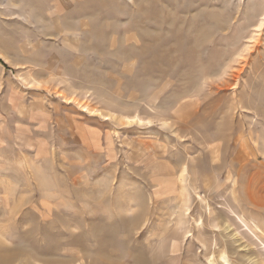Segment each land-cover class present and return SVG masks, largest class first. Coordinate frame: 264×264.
<instances>
[{
	"label": "rangeland",
	"instance_id": "1",
	"mask_svg": "<svg viewBox=\"0 0 264 264\" xmlns=\"http://www.w3.org/2000/svg\"><path fill=\"white\" fill-rule=\"evenodd\" d=\"M263 11L0 0V264H264Z\"/></svg>",
	"mask_w": 264,
	"mask_h": 264
},
{
	"label": "bare ground",
	"instance_id": "2",
	"mask_svg": "<svg viewBox=\"0 0 264 264\" xmlns=\"http://www.w3.org/2000/svg\"><path fill=\"white\" fill-rule=\"evenodd\" d=\"M263 23H264V11H263V17L261 18V21H260V23H259V27L262 26ZM186 171H188V166H187L186 164H183V165H182V173H183V175H184V173H185ZM181 176H182V175H181ZM225 259H226V257H225Z\"/></svg>",
	"mask_w": 264,
	"mask_h": 264
}]
</instances>
